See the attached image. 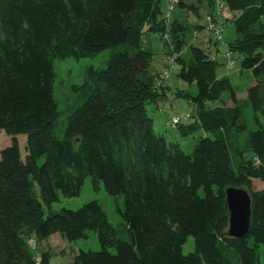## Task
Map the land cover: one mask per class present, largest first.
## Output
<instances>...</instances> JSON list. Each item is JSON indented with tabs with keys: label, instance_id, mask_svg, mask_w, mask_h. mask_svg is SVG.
I'll return each instance as SVG.
<instances>
[{
	"label": "trees",
	"instance_id": "trees-1",
	"mask_svg": "<svg viewBox=\"0 0 264 264\" xmlns=\"http://www.w3.org/2000/svg\"><path fill=\"white\" fill-rule=\"evenodd\" d=\"M206 1L210 9L216 3ZM161 4L0 0V134L9 138L0 149V264H35L30 238L41 243L59 234L73 242L89 231L100 250L79 251L73 264H258L264 246V0H223L236 35L229 49L254 81L245 103L256 130L242 143L248 126L230 79L217 76L218 62L202 48L190 46L189 59H181L187 27L174 19L167 28ZM176 7L194 9L185 0ZM165 31L170 41L164 44L180 63L176 76L196 87L194 96L179 92L194 106L191 121L173 127L182 137L201 132L191 154L155 134L146 111L167 92L142 39ZM109 48L116 51L105 68L86 67L73 87L81 103L59 132L54 60ZM87 178L95 191L102 184L109 196L123 197L121 228L109 223L97 201L75 211L50 210L60 194L77 197ZM228 188L250 195V227L241 239L228 236ZM189 237L193 251L183 254ZM47 259L43 255L41 264Z\"/></svg>",
	"mask_w": 264,
	"mask_h": 264
},
{
	"label": "rangeland",
	"instance_id": "rangeland-1",
	"mask_svg": "<svg viewBox=\"0 0 264 264\" xmlns=\"http://www.w3.org/2000/svg\"><path fill=\"white\" fill-rule=\"evenodd\" d=\"M163 16L166 27L171 25L172 20L177 19L180 23L186 25L187 31L184 35L185 45L179 54L181 59L187 61L190 57V46L204 49L209 57L218 62L217 76H227L243 106L244 119L248 129L241 135V143L247 137L250 131L256 130L253 121V112L249 105L245 103L246 90L251 86L253 77L249 72H242L240 69V57L238 54H233L229 49V44L235 40V29L232 24L233 14L227 11L224 7L223 0H216L213 8L207 11L203 16L199 12V20L203 18L202 30L206 33V38L212 41L210 46L204 42L201 34L196 30L198 28V20L196 14L199 11L200 0H185L188 5L194 9H178L170 10L166 0H161ZM169 10V11H168ZM192 10V11H191ZM203 10V9H201ZM196 16V17H195ZM197 20V21H196ZM168 33V31H165ZM157 34H148L142 39V44L145 48L148 47L152 53V70L157 73L168 74V80L164 81L166 87V95L163 100L157 103H149L146 105V111L149 117L153 120L154 133L164 136L168 142L177 143L186 154H191L201 132L195 133L189 137H182L173 128V119L179 117V125H186L191 120L189 115L195 113L194 106L183 97L179 96V92H188L191 96L196 94L194 84H187L181 81L176 75L180 68V63L174 62L175 54L171 52V47H162V38ZM148 42V44H147ZM116 51V48H109L100 53L81 59L68 58L65 60L55 59L54 67V99L58 106L59 116L56 121V128L59 132L63 131L67 124V118L77 105L81 103L78 93L73 92V87L79 86L83 81V71L86 67L93 66L95 68H105L111 54ZM264 54V52H263ZM168 56V57H167ZM231 58L233 66H230ZM23 141V140H22ZM239 142V143H240ZM240 143V144H241ZM9 144V138L0 134V149ZM41 163V160L39 161ZM257 183H255V186ZM36 195L39 198V189L35 185ZM97 201L102 205L109 223L114 228H121L123 219L120 212L124 211V199L122 196L113 198L109 196L102 184L98 191L92 187L91 181L87 178L82 186L80 194L74 198H64L61 194L59 201L53 203L50 207L52 212H60L66 210H78L85 204ZM44 213L47 214L48 208L43 206ZM119 237L126 239L124 233H119ZM28 245L32 247L35 264H41L42 256L46 255L48 264H73V257L79 251L100 250L97 235L93 231L87 233L86 238L78 239L69 242L63 239L59 234H53L48 239L41 243H36L33 238L28 240ZM193 251V239L189 237L182 247V253L188 254ZM264 264V246L259 248V262Z\"/></svg>",
	"mask_w": 264,
	"mask_h": 264
},
{
	"label": "water",
	"instance_id": "water-1",
	"mask_svg": "<svg viewBox=\"0 0 264 264\" xmlns=\"http://www.w3.org/2000/svg\"><path fill=\"white\" fill-rule=\"evenodd\" d=\"M225 198L229 211L228 236L244 238L250 227V195L242 189L228 188L225 191Z\"/></svg>",
	"mask_w": 264,
	"mask_h": 264
},
{
	"label": "crops",
	"instance_id": "crops-1",
	"mask_svg": "<svg viewBox=\"0 0 264 264\" xmlns=\"http://www.w3.org/2000/svg\"><path fill=\"white\" fill-rule=\"evenodd\" d=\"M200 2H201V4L199 5V8L200 9L198 11V14H196L197 17L195 16L196 19L198 20V28H196V30L201 34V37H202V39H203L204 42L208 43L210 46H214V45H212V41L209 39V37H208V39L205 37L206 36V33H205L204 30H202L203 18H202V23H201V20H199L201 18L198 17V15H200L199 12L203 11L202 12V16H203L208 10L209 11L211 10L210 9L211 6L208 5V3H207L206 0H200ZM201 9H203V10H201ZM147 44H148V42H147ZM148 47H150V46H147V48ZM221 77H223V76H221ZM253 84H254V81L252 80L251 85H253Z\"/></svg>",
	"mask_w": 264,
	"mask_h": 264
},
{
	"label": "built area",
	"instance_id": "built-area-1",
	"mask_svg": "<svg viewBox=\"0 0 264 264\" xmlns=\"http://www.w3.org/2000/svg\"><path fill=\"white\" fill-rule=\"evenodd\" d=\"M168 1H169V2H168ZM177 1H178V0H166V2H168L167 5L169 6V9H170L171 11L174 10V8H175V6H176V4H177ZM168 11H169V10H168ZM164 18H165V17H164ZM165 20H167V19L165 18ZM169 41H170V36L168 35V33H164V34L162 35V42L167 44ZM232 64H233V62H232V58H231V63H229V65H230V66H233ZM160 78H161L162 81H165V80H168V79H169V78H168V74L165 73V71L161 73ZM178 122H179V118H178V117H176V118L173 119V123H174V125L178 124Z\"/></svg>",
	"mask_w": 264,
	"mask_h": 264
}]
</instances>
